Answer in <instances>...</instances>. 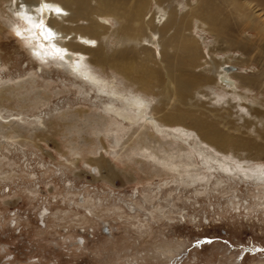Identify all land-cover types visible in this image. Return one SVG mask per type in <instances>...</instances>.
<instances>
[{
    "label": "rangeland",
    "instance_id": "374dc122",
    "mask_svg": "<svg viewBox=\"0 0 264 264\" xmlns=\"http://www.w3.org/2000/svg\"><path fill=\"white\" fill-rule=\"evenodd\" d=\"M62 2L73 16L85 3L75 29L105 26L70 35L90 48L75 47L82 64L148 109L132 125L106 113V96L31 56L0 0V264H264V180L249 175L264 167V0ZM122 3L124 19L105 9Z\"/></svg>",
    "mask_w": 264,
    "mask_h": 264
},
{
    "label": "bare ground",
    "instance_id": "6f19581e",
    "mask_svg": "<svg viewBox=\"0 0 264 264\" xmlns=\"http://www.w3.org/2000/svg\"><path fill=\"white\" fill-rule=\"evenodd\" d=\"M131 1L132 0H130V2ZM232 1L233 0H231V3H233ZM105 2H107V1H105ZM11 3H12L11 9L14 10L13 13L20 20V22H22V24L24 26L23 29H17V30H20L22 33L21 36L27 40V42H28L27 45L29 47L31 56L33 58H35L37 61H39L41 64H43V62L34 55V52L36 50H38V48H37L38 43H45V46L47 47V42L43 41L42 38L39 37V31L38 30L33 29L32 32L27 31V29L30 26L24 20H22L21 17L19 15H17V13L21 12V11L27 12L28 14L33 16L34 20L38 21L41 17L36 14L35 9L37 7H39V5L41 3H49V4H52L54 7L61 8L62 14H55L53 12H45L43 14L42 18L44 19L45 24L52 27L53 31L57 34V39L53 42L57 43L58 47L66 48L71 58H69V56L65 57V61L67 63H65V61L52 60L50 57L47 58V61H52L56 65V67H58V68L64 67L67 70V72L73 76L74 79L79 80L81 83L84 84V86L86 85L87 87H89V89L92 90L93 92H95L97 96H99V97L106 96V98L108 99L107 105L104 107V110L106 113L114 116L115 118H119L123 121H126L130 124L131 123L137 124V122L144 119V117L146 116V109H148L147 103H144V101H142L138 97L126 96V95H123L121 93L116 92L115 90L112 89V87H113L112 83L109 84L106 81H103L102 79L97 77L96 74H94L90 69H88L87 67H85L82 64V58H83V55L86 54V52L85 53L82 52L83 55H80L79 52L77 51V48H75V47L84 48V50H90V48L85 47L86 45L85 46L82 45L81 47H79L78 45H76V46L73 45V41H72V39H70V35L72 36V34H74L76 38L84 40L85 43H86V41L94 42L93 40L98 37V30L105 27L104 25H101L99 23L100 19L99 20L96 19V21L93 25L86 27L88 29H86L84 26L79 27L78 29H75L73 27L72 22L75 21V22L79 23V21L82 19V16L87 14L86 9L84 8V4H85L84 2L81 3L80 6L78 7V9H77L78 12H77L76 16H73L74 14L72 12L71 13L69 12L68 6L66 7L65 4L62 2V0H38V1L37 0H11ZM107 4H109V3H107ZM124 4L125 3H122L119 6H123ZM136 4L137 5H134L135 9H133V12H131L132 17H133V20L131 19L132 24H131V26H127V30H129L131 35L133 33L134 36H135V34L140 35L141 33L144 32V26H145L144 17L146 15L145 10L149 6V5H147V4H149V3H147V1H145V2L141 1V2L136 3ZM130 7H133V6H130ZM124 8H126V5L123 6L122 8L121 7L112 8L110 5H107L105 7V9L107 11H109V12L113 11L112 13L118 15V17H120V19H124V17L126 16ZM64 13H66V14H64ZM144 13H145V15H144ZM46 18L48 19V21L46 20ZM210 18H212V17H210ZM101 19H103V18H101ZM158 19L160 20V18H158ZM61 20L63 22L71 20V21H69L70 25H67L64 28L63 26L60 25ZM103 20H106V19L104 18ZM32 33L36 34V38H33ZM62 35H63V39L61 41L60 38H62ZM77 63L80 65L79 68L76 67ZM133 63H134V61H133ZM116 64H117V62H116ZM143 64H145V63H143ZM114 65H115V63H114ZM140 69H145V68H140ZM117 70L119 72L126 73V76H128V77L131 74L128 72L135 71L134 69L127 68L126 65H124V63L117 66ZM146 70H148V69H146ZM234 71H235V69L231 68L230 66L229 67L228 66H222L221 67L218 74L220 75V82L219 83L222 85V87H224V88L226 87L229 89L236 87L237 81H235L233 79L234 75H233V73H231ZM150 75H151V73H150ZM142 76H143V74H142ZM167 77H168L167 89H169V87L170 88L172 87L173 82L175 80L173 79L174 76L171 75L170 72L167 75ZM133 78H134V76H133ZM137 79H138V77H137ZM140 81H142V80H140ZM242 85H244V84H242ZM113 88H115V87H113ZM146 119H149V118L146 117ZM219 143L222 145L224 144L223 142H219ZM198 154H200V153L198 152ZM202 154H204V153H202ZM205 156L203 155V157H205ZM208 156L210 157L209 154H208ZM208 156L205 157V159H207V160L210 159V158H208ZM225 163H226V161H224V164ZM203 164H205V163H203ZM221 165H223V164H221ZM229 168L231 169V167H228V169ZM171 169H175V168L172 167ZM232 170L235 171V169H233V168H232ZM237 174L238 173H236V175ZM195 175H196V173H195ZM249 175L256 182L263 181L264 180V167H260V169H256L255 171H250ZM247 176H248V174H247ZM188 180H191V179L189 178V179H187V181ZM197 181L198 180L195 178V179L191 180V183H195Z\"/></svg>",
    "mask_w": 264,
    "mask_h": 264
},
{
    "label": "snow or ice",
    "instance_id": "6c2138e0",
    "mask_svg": "<svg viewBox=\"0 0 264 264\" xmlns=\"http://www.w3.org/2000/svg\"><path fill=\"white\" fill-rule=\"evenodd\" d=\"M35 12L41 17L38 21L34 20L33 16L28 14L27 12L21 11L17 13V15H19L21 19L24 20L30 26L27 31L32 32L33 29L38 30L39 37L42 38L43 41L47 42V47L45 46V43H38V50L34 52V55L45 64H47V58L49 57L52 60L59 61H65L66 56H69V58H71L66 48L58 47L57 43L53 42L57 39V34L53 31L52 27L45 24V21L42 18L45 12L62 14V9L59 7H54L52 4L49 3H41L39 7L35 9ZM15 34L18 37L22 35L20 30H16ZM32 35L33 38H36L35 33H32ZM65 63L67 62L65 61ZM79 66L80 65L77 63L76 67L79 68Z\"/></svg>",
    "mask_w": 264,
    "mask_h": 264
}]
</instances>
